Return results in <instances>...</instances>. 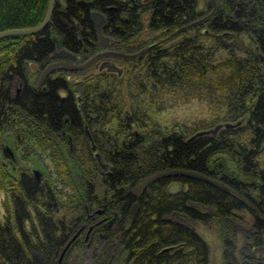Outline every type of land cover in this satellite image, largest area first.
<instances>
[{
  "label": "trees",
  "instance_id": "obj_1",
  "mask_svg": "<svg viewBox=\"0 0 264 264\" xmlns=\"http://www.w3.org/2000/svg\"><path fill=\"white\" fill-rule=\"evenodd\" d=\"M47 2L0 0V30L38 24ZM100 46L126 54L106 56L120 73L92 62L39 79L54 49L80 63ZM193 98L207 118L151 119ZM2 139L46 151L53 171L16 167L0 145V264H207L199 225L225 264H264V0H54L42 28L0 37ZM168 168L229 190L159 176L131 216V188ZM171 181L182 188L168 192Z\"/></svg>",
  "mask_w": 264,
  "mask_h": 264
},
{
  "label": "water",
  "instance_id": "obj_2",
  "mask_svg": "<svg viewBox=\"0 0 264 264\" xmlns=\"http://www.w3.org/2000/svg\"><path fill=\"white\" fill-rule=\"evenodd\" d=\"M53 4H54V0H48L47 2V7H46V11L44 14L43 19L41 20V22H39L38 24L31 26V27H25V28H8V29H3L0 30V37L8 35V34H13V33H26V32H32V31H36L40 28H42L46 22L49 19L50 13L52 11L53 8ZM90 17H91V21L93 23L94 26V30L95 33L97 35V37L100 39V43L101 44H106V42L108 41V37L106 35H104L101 30H100V24L101 21L103 19V15L95 10H92L90 12ZM108 55H118V56H125L126 54L122 53V52H117V51H113V50H109V49H101V50H97L96 52H94L90 57H88L85 61H82L80 63H73L70 64L69 62H65L64 60H59V59H55L50 61L41 71L40 73V77L39 79L51 68L56 67V66H62V67H67V68H74V67H88L94 60H96L98 57L101 56H108ZM51 58H57V57H67L70 59H74L75 58V54L69 52L67 49L65 48H57L54 49L52 51V53L50 54ZM30 65L32 67H35V65L31 62ZM97 67L100 68H105L106 70L109 71H115L117 73H120L121 71V67L118 66L115 62H113V60L109 59V58H104L101 61H99L97 63ZM59 93L62 95L63 92L59 91ZM238 122V121H237ZM236 122V123H237ZM221 125V123H216L214 126H212L211 128H208L206 130H201L198 131L197 133H203V132H214L219 126ZM224 126H229L231 125L230 122H225L223 123ZM32 173L35 176L39 175V171L37 168H32ZM169 174H180V175H186V176H190V177H196V178H200L202 180L208 181L214 185H216L217 187L228 191L229 188L219 182L216 179L210 178L206 175H203L201 173H198L196 171L193 170H186V169H179V168H168V169H163V170H158L152 173H149L145 176H143L132 188H131V193L134 195L135 200L132 202L131 206H130V214L131 216H133L136 207H137V198L140 195L141 190L145 187V185L152 179L159 177V176H163V175H169ZM182 188V185L178 182V181H171L167 184L166 186V190L168 192H175L178 191L179 189ZM212 242V241H211ZM214 248H215V244L212 243V247L209 253V262L208 264H215V254H214Z\"/></svg>",
  "mask_w": 264,
  "mask_h": 264
},
{
  "label": "rangeland",
  "instance_id": "obj_3",
  "mask_svg": "<svg viewBox=\"0 0 264 264\" xmlns=\"http://www.w3.org/2000/svg\"><path fill=\"white\" fill-rule=\"evenodd\" d=\"M103 47L104 46H100V49ZM116 62L117 61H115V63ZM85 71L86 69H84L82 72H85ZM209 115H210V110L208 109V106L206 105V103L203 100L193 98L186 102H177L173 104L172 106H169L163 110L157 111L151 114V119L158 121L160 124H163V125H170L173 123L192 124L193 122L207 118ZM0 145L1 146L7 145L11 147V154H13L11 158L14 161L16 167L23 166V167L28 168L29 170L32 168H37L38 171L46 170V172L53 171V165H52L50 158L47 155V152L41 151L37 147L31 145L30 141L24 142L22 147H14L11 142H7L6 139H2L0 141ZM1 154L2 153L0 150V156ZM8 170L11 171V169L9 168ZM52 178H54L53 174H52ZM2 198H3V193L2 191H0V201L2 200ZM2 213H3V210L0 204V219L2 217ZM247 216H249L250 221L253 220L251 215L246 214L243 217L244 222L246 221V219H248L246 218ZM197 229L206 238L208 244L210 245V250L212 247V243L215 244V248H214L215 264H225L219 253L217 243L213 239L211 229L206 227L205 225H202V226L199 225L197 226ZM241 231H239L237 235L239 242L242 238ZM256 254L260 255L258 253ZM262 256H264L263 252H262Z\"/></svg>",
  "mask_w": 264,
  "mask_h": 264
},
{
  "label": "flooded vegetation",
  "instance_id": "obj_4",
  "mask_svg": "<svg viewBox=\"0 0 264 264\" xmlns=\"http://www.w3.org/2000/svg\"><path fill=\"white\" fill-rule=\"evenodd\" d=\"M62 58H66V57L52 58V60H55V59H59V60H60V59H61V60H64L65 62H69L70 64L76 63V62H75V59H70V58H69L68 60H65V59H62ZM104 58H107V57H106V56L98 57L96 60L93 61V64L96 65L99 61H101V59H104ZM90 65H91V64H90ZM90 65H89V66H90ZM89 66H88V67H89ZM91 66H92V65H91ZM84 68H86V67H84ZM89 72H90V71H88V73H89Z\"/></svg>",
  "mask_w": 264,
  "mask_h": 264
}]
</instances>
